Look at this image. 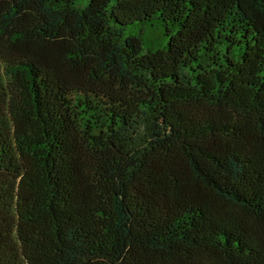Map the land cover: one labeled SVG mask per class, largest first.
<instances>
[{
    "label": "trees",
    "instance_id": "trees-1",
    "mask_svg": "<svg viewBox=\"0 0 264 264\" xmlns=\"http://www.w3.org/2000/svg\"><path fill=\"white\" fill-rule=\"evenodd\" d=\"M0 264H264V0H0Z\"/></svg>",
    "mask_w": 264,
    "mask_h": 264
}]
</instances>
